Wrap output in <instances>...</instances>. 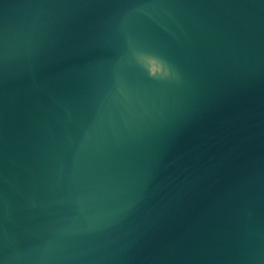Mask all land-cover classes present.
Here are the masks:
<instances>
[{"label": "water", "instance_id": "1", "mask_svg": "<svg viewBox=\"0 0 264 264\" xmlns=\"http://www.w3.org/2000/svg\"><path fill=\"white\" fill-rule=\"evenodd\" d=\"M0 264H264V0H0Z\"/></svg>", "mask_w": 264, "mask_h": 264}, {"label": "clouds", "instance_id": "2", "mask_svg": "<svg viewBox=\"0 0 264 264\" xmlns=\"http://www.w3.org/2000/svg\"><path fill=\"white\" fill-rule=\"evenodd\" d=\"M141 58L147 63L150 75H156L158 72H167V66L165 62L160 60L158 57L146 54Z\"/></svg>", "mask_w": 264, "mask_h": 264}]
</instances>
